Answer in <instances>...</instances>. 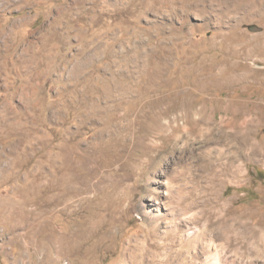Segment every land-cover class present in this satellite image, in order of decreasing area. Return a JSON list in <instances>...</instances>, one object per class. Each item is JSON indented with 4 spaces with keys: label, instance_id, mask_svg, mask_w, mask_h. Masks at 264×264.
<instances>
[{
    "label": "rangeland",
    "instance_id": "obj_1",
    "mask_svg": "<svg viewBox=\"0 0 264 264\" xmlns=\"http://www.w3.org/2000/svg\"><path fill=\"white\" fill-rule=\"evenodd\" d=\"M2 17L32 69L0 74V264H264V0Z\"/></svg>",
    "mask_w": 264,
    "mask_h": 264
},
{
    "label": "bare ground",
    "instance_id": "obj_2",
    "mask_svg": "<svg viewBox=\"0 0 264 264\" xmlns=\"http://www.w3.org/2000/svg\"><path fill=\"white\" fill-rule=\"evenodd\" d=\"M0 1L7 2L10 0ZM19 23L24 24L25 21L15 18H0V74L4 76L5 80H7L9 72L13 76L23 74V87L28 88L30 86V71L32 69V57L30 55L32 52L30 46L31 40L26 39L20 48L16 47L17 39L15 33L13 36V29ZM14 78L16 77H13V79Z\"/></svg>",
    "mask_w": 264,
    "mask_h": 264
},
{
    "label": "trees",
    "instance_id": "obj_3",
    "mask_svg": "<svg viewBox=\"0 0 264 264\" xmlns=\"http://www.w3.org/2000/svg\"><path fill=\"white\" fill-rule=\"evenodd\" d=\"M258 173V172H257Z\"/></svg>",
    "mask_w": 264,
    "mask_h": 264
}]
</instances>
